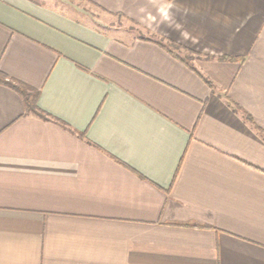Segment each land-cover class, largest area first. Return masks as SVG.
Segmentation results:
<instances>
[{
    "label": "crops",
    "instance_id": "0c3cea01",
    "mask_svg": "<svg viewBox=\"0 0 264 264\" xmlns=\"http://www.w3.org/2000/svg\"><path fill=\"white\" fill-rule=\"evenodd\" d=\"M85 1L199 55L0 0V264H264V0Z\"/></svg>",
    "mask_w": 264,
    "mask_h": 264
},
{
    "label": "rangeland",
    "instance_id": "374dc122",
    "mask_svg": "<svg viewBox=\"0 0 264 264\" xmlns=\"http://www.w3.org/2000/svg\"><path fill=\"white\" fill-rule=\"evenodd\" d=\"M35 1L40 2L44 5L59 7V9L68 12V14L71 13L72 11L74 13H79L81 20L83 22L84 21L86 23L88 22L93 26L103 27L107 29L120 28L131 32L132 31L133 32L137 31L140 33L142 32L147 36L148 39L158 40L162 44H165L167 47H169L168 49L171 50L173 54H175L176 56L178 55L181 58H184V60H186L190 64H192V61L196 60L195 56H197V54L199 55V53H193L191 51H188L187 49H184L181 45L175 43L174 41H171L168 38L160 36L156 33L142 31L143 28L138 27L136 24H133L128 20H124L116 16L106 15L102 13L95 6L87 3L85 0H35ZM140 37L143 38V36Z\"/></svg>",
    "mask_w": 264,
    "mask_h": 264
},
{
    "label": "trees",
    "instance_id": "16d2710c",
    "mask_svg": "<svg viewBox=\"0 0 264 264\" xmlns=\"http://www.w3.org/2000/svg\"><path fill=\"white\" fill-rule=\"evenodd\" d=\"M158 44L164 47V49H166L172 55L176 56L175 54L171 52V50L168 49V47L167 48L165 47L166 45L162 44L159 41H158ZM180 59L183 60L182 58ZM205 81L209 85H211L209 81L207 80ZM0 84L11 88L12 90H14L20 95L23 105H24L25 113H31L37 117L47 118V114L42 109H40L38 105L36 104V99L38 96V91L36 89H33L29 87L28 85H25L24 83L17 81L15 79H9L2 73H0Z\"/></svg>",
    "mask_w": 264,
    "mask_h": 264
}]
</instances>
